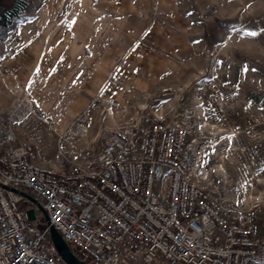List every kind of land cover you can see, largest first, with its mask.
<instances>
[{
	"label": "built area",
	"instance_id": "2783aa9c",
	"mask_svg": "<svg viewBox=\"0 0 264 264\" xmlns=\"http://www.w3.org/2000/svg\"><path fill=\"white\" fill-rule=\"evenodd\" d=\"M30 115L57 129L31 100L0 116V264H66L51 227L88 264H264V237L240 207L195 180L193 109L172 120L145 110L115 125L91 158L63 169L39 163L17 137ZM87 120L83 110L73 123L84 132ZM24 200L46 214L42 228L19 207Z\"/></svg>",
	"mask_w": 264,
	"mask_h": 264
},
{
	"label": "rangeland",
	"instance_id": "374dc122",
	"mask_svg": "<svg viewBox=\"0 0 264 264\" xmlns=\"http://www.w3.org/2000/svg\"><path fill=\"white\" fill-rule=\"evenodd\" d=\"M15 1L0 0V12ZM26 1V20L38 18L50 5L89 2ZM131 2L144 10L139 18L151 32L144 38L155 41H146L137 57L126 61L137 75L125 79L137 83L124 84L114 96L97 98L82 109L88 114L84 132L73 123L77 114L69 123L55 125L56 131L30 115L18 123L22 140L33 145L41 164L63 169L91 158L115 125L145 110L172 120L191 108L201 148L196 182L238 205L254 232L264 237V0ZM19 207L32 209L27 218L37 228L45 225L36 203L24 200Z\"/></svg>",
	"mask_w": 264,
	"mask_h": 264
},
{
	"label": "crops",
	"instance_id": "0c3cea01",
	"mask_svg": "<svg viewBox=\"0 0 264 264\" xmlns=\"http://www.w3.org/2000/svg\"><path fill=\"white\" fill-rule=\"evenodd\" d=\"M102 1L50 5L38 18L9 27L0 40V116L16 100H31L50 123L62 125L97 98L137 83L125 79L137 75L126 61L146 41L155 42L144 38V10L131 0ZM15 133L23 138L19 124Z\"/></svg>",
	"mask_w": 264,
	"mask_h": 264
},
{
	"label": "trees",
	"instance_id": "16d2710c",
	"mask_svg": "<svg viewBox=\"0 0 264 264\" xmlns=\"http://www.w3.org/2000/svg\"><path fill=\"white\" fill-rule=\"evenodd\" d=\"M27 6L26 0H16L13 5L0 12V38L15 22L24 19V9Z\"/></svg>",
	"mask_w": 264,
	"mask_h": 264
},
{
	"label": "water",
	"instance_id": "95a60500",
	"mask_svg": "<svg viewBox=\"0 0 264 264\" xmlns=\"http://www.w3.org/2000/svg\"><path fill=\"white\" fill-rule=\"evenodd\" d=\"M22 194L28 196L25 193ZM43 214L45 216V219H47L46 214L44 212ZM50 237L55 249L57 250L58 254L62 257V259L65 261L66 264H88L84 261L77 259L71 253L66 243L62 240L58 232L53 227L50 228Z\"/></svg>",
	"mask_w": 264,
	"mask_h": 264
},
{
	"label": "snow or ice",
	"instance_id": "6c2138e0",
	"mask_svg": "<svg viewBox=\"0 0 264 264\" xmlns=\"http://www.w3.org/2000/svg\"><path fill=\"white\" fill-rule=\"evenodd\" d=\"M250 35H253L254 36V35H257V34L256 33H250Z\"/></svg>",
	"mask_w": 264,
	"mask_h": 264
}]
</instances>
